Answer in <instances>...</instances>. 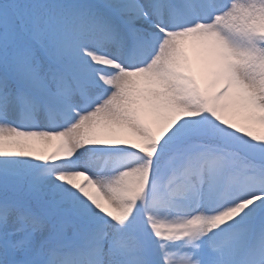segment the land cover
I'll return each mask as SVG.
<instances>
[{
    "label": "snow or ice",
    "instance_id": "6c2138e0",
    "mask_svg": "<svg viewBox=\"0 0 264 264\" xmlns=\"http://www.w3.org/2000/svg\"><path fill=\"white\" fill-rule=\"evenodd\" d=\"M0 264H264V0H0Z\"/></svg>",
    "mask_w": 264,
    "mask_h": 264
}]
</instances>
